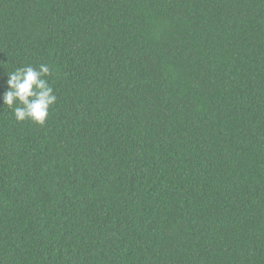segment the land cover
<instances>
[{
	"label": "trees",
	"instance_id": "obj_1",
	"mask_svg": "<svg viewBox=\"0 0 264 264\" xmlns=\"http://www.w3.org/2000/svg\"><path fill=\"white\" fill-rule=\"evenodd\" d=\"M0 264H264V0H0Z\"/></svg>",
	"mask_w": 264,
	"mask_h": 264
},
{
	"label": "clouds",
	"instance_id": "obj_2",
	"mask_svg": "<svg viewBox=\"0 0 264 264\" xmlns=\"http://www.w3.org/2000/svg\"><path fill=\"white\" fill-rule=\"evenodd\" d=\"M52 68L45 63L36 67L24 65L7 73L6 90L0 93L2 106L12 109L16 121L29 120L43 125L49 115L50 107L57 96L48 81Z\"/></svg>",
	"mask_w": 264,
	"mask_h": 264
}]
</instances>
